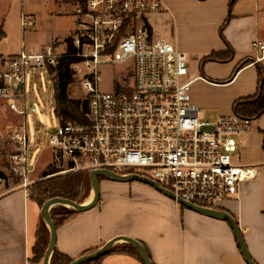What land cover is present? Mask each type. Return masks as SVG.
<instances>
[{
    "label": "built area",
    "instance_id": "obj_1",
    "mask_svg": "<svg viewBox=\"0 0 264 264\" xmlns=\"http://www.w3.org/2000/svg\"><path fill=\"white\" fill-rule=\"evenodd\" d=\"M162 9L161 0H81L68 42L74 52L49 46L0 57V101L20 117L18 126L0 124V138L15 146L10 170L22 188L29 186L32 171L27 114L36 111L29 102L33 82L44 75L54 84L58 60L68 57L74 58L70 68L84 93L87 120L59 121L47 137L68 172L139 175L188 204L213 210L258 178L259 165L243 164L237 155L236 137L250 132L252 120L236 114L201 119L185 80L186 54L154 39L146 23L149 14ZM22 24L34 27L35 21L24 16ZM253 46L257 60L264 59V44ZM114 64H132L133 82L102 91L100 68Z\"/></svg>",
    "mask_w": 264,
    "mask_h": 264
},
{
    "label": "crops",
    "instance_id": "obj_2",
    "mask_svg": "<svg viewBox=\"0 0 264 264\" xmlns=\"http://www.w3.org/2000/svg\"><path fill=\"white\" fill-rule=\"evenodd\" d=\"M161 2L162 12L149 14L146 23L154 39L169 42L186 54L189 74L185 80L190 82L192 102L215 120L234 114L237 101L257 94L258 66L264 70V59L257 60L260 54L253 46L255 42L264 44V0ZM27 15L24 0H0V57L23 49L41 52L49 46L58 52L69 50L70 36L39 51L28 48L24 39L29 27L22 24ZM230 49L233 57L228 62L205 61L213 53L227 54ZM247 60L250 63L234 75L237 66ZM0 124L4 128L20 125V117L6 110L2 101ZM2 133L5 136L6 130ZM238 137L239 160L259 165L260 174L242 185L237 198L216 210L235 218L250 256L256 264H264V114L252 120L250 132ZM2 150L10 158L15 146L0 138ZM9 170L0 166L5 176L0 184V264H44L43 259L34 261L42 207L31 199L28 189L7 188L6 171L15 176ZM56 232L55 249L71 259L126 237L143 244L153 264H247L229 222L182 208L143 183L132 187L130 182L100 179L99 203L76 213ZM102 264L144 263L115 253L106 256Z\"/></svg>",
    "mask_w": 264,
    "mask_h": 264
},
{
    "label": "rangeland",
    "instance_id": "obj_3",
    "mask_svg": "<svg viewBox=\"0 0 264 264\" xmlns=\"http://www.w3.org/2000/svg\"><path fill=\"white\" fill-rule=\"evenodd\" d=\"M79 1L81 0H24V12L35 21V26L29 27L26 31L24 41L28 48L33 47V49L35 48L36 51H39L42 47L48 44L51 45L50 43L53 45L57 44V40L63 42L67 39L73 30V11ZM100 70L102 73V80L100 83L102 91L108 92L115 90L117 88V83L125 84V82H133L134 69L132 64L102 65ZM72 80L68 88L69 98L82 101L84 93L78 84V76H73ZM30 93L29 102L31 106L36 107V111L32 112L29 110L27 114L33 174L30 176L29 186L27 187L29 192L36 183L41 181L43 172L48 171L51 166L60 167L61 170L57 173L49 174L45 177L46 180L53 179L56 176H66L71 173H77L68 172L67 165L65 166V164L61 165L60 162L58 163V158L54 156L53 150L50 149L47 144L49 133L53 132L59 125L54 113L56 101L53 82H51V80H46L44 75H42L39 80L36 79L33 82L32 91ZM201 119L215 120L209 114L202 112V110ZM238 138L240 139L241 136ZM239 153L240 152H237V155ZM242 160H244V156ZM234 161L236 162V158H234ZM0 166L6 170L11 167L10 158L6 152L3 153V150L0 152ZM50 172L51 171H48V173ZM6 174L5 184L7 188L12 189L22 186V181L19 178L10 175L7 171ZM130 183H132V187L135 184L142 185V183L137 182ZM144 185L148 186L143 183V186ZM92 194L93 191L91 190L89 198L84 204L91 203L89 201Z\"/></svg>",
    "mask_w": 264,
    "mask_h": 264
},
{
    "label": "trees",
    "instance_id": "obj_4",
    "mask_svg": "<svg viewBox=\"0 0 264 264\" xmlns=\"http://www.w3.org/2000/svg\"><path fill=\"white\" fill-rule=\"evenodd\" d=\"M233 1L234 0H232V3ZM69 52H74V49L70 47ZM232 57L233 52L230 49L227 54L213 53L212 55L205 58V61L225 63L230 61ZM73 62L74 58L72 57L59 59L58 65L55 68L57 75L54 82V96L56 101L54 113L56 118H58L63 123L85 122L87 120L86 102L69 98L68 88L73 81V71L71 70L70 66ZM249 63V60L240 63L237 66L234 75ZM55 70L52 69V73ZM258 71L259 82L257 94L253 97L239 100L234 105V114L244 118H249L251 120L257 119L264 114V70L258 66ZM59 168L60 167L51 166L48 170L51 171L50 173H48V171L43 172L41 181L36 183L29 192L31 199L38 203L40 207H43L47 201L53 198H64L72 200L78 204H84V202L89 198V194L92 190L90 173L77 172L66 176H56L50 180L45 179V177H47L49 174L59 172L61 170V168ZM0 177L5 178L4 174L2 173H0ZM100 179L107 178L101 176ZM76 213H78V211L65 206H55L50 211L51 218L56 228L65 223ZM50 240V230L48 229L46 223L42 220L36 233V244L34 246L35 262L44 259L46 251L50 245ZM115 253L134 256L144 263L137 249L133 245L121 243L114 245L104 257L86 264H102L106 256ZM73 260L74 259H71L68 256L58 252L57 249H54V252L50 258V264H70Z\"/></svg>",
    "mask_w": 264,
    "mask_h": 264
},
{
    "label": "water",
    "instance_id": "obj_5",
    "mask_svg": "<svg viewBox=\"0 0 264 264\" xmlns=\"http://www.w3.org/2000/svg\"><path fill=\"white\" fill-rule=\"evenodd\" d=\"M101 176L115 180V181H118V182H124V183H126V182L127 183H129V182H141V183L147 184V185L153 187L154 189H156L161 194H163V195L167 196L168 198L178 202V204L180 206H182L188 210H192L194 212L204 214V215L212 217V218H216V219H220V220H224V221L229 222L233 228V231H234V234L236 236L239 248L241 250V253H242L246 263L247 264H256L249 254L248 248L246 246L244 237L242 236V233L240 231L238 223L236 222L235 218L232 215H230L228 212L220 211V210L207 209V208H203V207H199V206H194L192 204H188L185 201L175 197V195L172 192L160 187L156 182H154L148 178H145V177H142L139 175L121 176V175H118L116 173L109 172V171L92 172L90 174V179H91V183H92V190H93V194H94V198L91 201V203H89V204H78L72 200H68V199H64V198H53L44 204V206L42 207V217H43V220L46 223V225L48 226L50 233H51L50 245H49V247L46 251V254L44 256V259H43L44 264H50V258H51L52 253L54 252V249L56 247V241H57L56 227L53 223V220H52L51 214H50L51 209L57 205H61V206L72 208L78 212H86L88 210H91L100 201V177ZM116 243H128V244L133 245L137 249V251H138L141 259L143 260L144 264H153L150 257L148 256L144 246L140 242H138L134 239H131V238H126V237H120V238H117L115 240H112V241L106 243L104 246H102L98 250L74 259L70 264H86V263L95 261L101 257H104L106 255V253Z\"/></svg>",
    "mask_w": 264,
    "mask_h": 264
},
{
    "label": "bare ground",
    "instance_id": "obj_6",
    "mask_svg": "<svg viewBox=\"0 0 264 264\" xmlns=\"http://www.w3.org/2000/svg\"><path fill=\"white\" fill-rule=\"evenodd\" d=\"M93 196H94V195L92 194V198H93ZM92 198L90 199V201H89V202H91Z\"/></svg>",
    "mask_w": 264,
    "mask_h": 264
}]
</instances>
